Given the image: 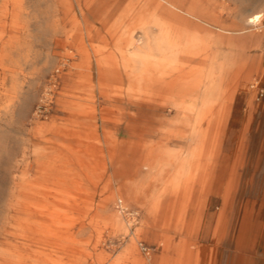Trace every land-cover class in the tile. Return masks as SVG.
Instances as JSON below:
<instances>
[{
  "label": "bare ground",
  "instance_id": "obj_1",
  "mask_svg": "<svg viewBox=\"0 0 264 264\" xmlns=\"http://www.w3.org/2000/svg\"><path fill=\"white\" fill-rule=\"evenodd\" d=\"M244 4L0 0L3 25L19 37L32 72L50 63L49 53L63 57L66 73L45 98L69 115L61 125L37 122L25 140L21 123L33 96L15 114L29 73L0 68L1 159L9 154L2 123L19 119L21 130L0 193V264H63L53 255L108 263L99 249L106 243L121 247L129 264H152L150 247H164L162 229L150 223L158 209L153 199L194 178L197 162L199 175L202 161L216 165L218 138L209 135L224 114L227 80L234 75L238 84L256 70L245 54L264 42V1L249 10ZM37 40L46 50L40 62ZM122 129L127 137L120 140ZM34 143L43 151L35 162L29 156ZM208 148L214 154L200 156ZM217 171L219 189L226 173Z\"/></svg>",
  "mask_w": 264,
  "mask_h": 264
},
{
  "label": "rangeland",
  "instance_id": "obj_2",
  "mask_svg": "<svg viewBox=\"0 0 264 264\" xmlns=\"http://www.w3.org/2000/svg\"><path fill=\"white\" fill-rule=\"evenodd\" d=\"M263 1L245 0L242 8H256ZM30 4L33 5V2ZM45 6L41 3L40 7L44 10ZM4 19L5 15H1L0 68L21 69L24 74L29 73L20 93L22 104L18 105L15 114L18 118L24 101L33 96L21 123L23 138L26 140L29 137L28 130L39 121L55 122L57 125L69 121L68 113L63 111L64 105L61 108V103L57 106L58 104H54L56 100L49 102L45 98L49 96V87L66 73L67 67L63 57L49 53L50 63L43 68L38 64V67H34L41 70L32 72L29 65L24 63L22 49L16 45L19 37L15 39L16 35L5 29ZM262 31L264 32V22ZM7 39L11 41L9 47L6 46L7 43L3 44ZM38 41L35 42L34 50L36 62H40L46 53L45 48L38 46ZM66 49L64 53H71L69 48ZM245 56L256 70L249 72V76L246 74L247 79L244 75L238 84H234V75L231 78L229 76L223 103L224 114L215 119L210 129L209 138H218L219 157L216 165L214 162L202 161L206 169L199 175L198 163L201 161L197 162L194 178L183 179L175 192L169 193L167 190L160 198L156 195L153 199L158 209H152L150 223L152 228L162 229L164 247L160 250L150 247L149 257L152 264H173L176 261L180 264H264V42L257 49L248 48ZM254 79L259 81V86L255 89L251 86ZM3 80L6 86L9 85L10 73H5ZM46 106L48 114L45 113ZM47 115L48 118L45 119ZM18 120L2 123L1 131L7 135L5 145L9 154H3L2 159L0 158V193L8 179L5 167L19 144L16 137L21 132ZM120 131V140L127 137L124 129ZM40 147L38 143L30 145L29 156L33 162L39 160L43 152ZM213 154V148H208L206 152L200 153V156L209 159L208 156ZM218 168H222L226 173L224 184L219 189L214 185L216 176L213 174V171L217 174ZM225 192L227 196L223 200ZM225 210H228L227 216H224ZM225 219L226 227L219 237L218 224H222ZM242 220L245 223L243 241L246 247L240 251L236 235ZM251 243L255 244V248H250ZM99 249L108 259V263L99 260V264H129L128 259L122 255L121 247L117 245L106 243ZM144 250H141V256H144ZM211 253L210 258L208 255ZM51 257L63 264H79L77 259H61L62 257L57 255Z\"/></svg>",
  "mask_w": 264,
  "mask_h": 264
},
{
  "label": "crops",
  "instance_id": "obj_3",
  "mask_svg": "<svg viewBox=\"0 0 264 264\" xmlns=\"http://www.w3.org/2000/svg\"><path fill=\"white\" fill-rule=\"evenodd\" d=\"M229 210V209H228ZM228 210H225V213H224V216H227V211ZM223 215V214H222ZM218 224V223H217ZM245 223H244V220H242V224H240L239 225V228L237 229V235H236V237H238V239L239 240H237V247H238V249L241 251V250H243L246 246L244 245V241H243V238H244V234H245V225H244ZM226 227V219H225V221L222 223V224H218V228H220L219 229V237H220V232L221 231H223V229ZM231 232H232V230H231ZM226 235L229 237V234L228 233H226ZM234 235V236H235ZM254 241V240H253ZM250 245V248L251 249H253V248H255V244L254 243H251V244H249ZM264 246V245H263ZM184 253H186V249L184 250ZM208 257H212V253L211 254H209L208 255ZM208 263V262H207ZM173 264H180V262L179 261H176L175 263H173Z\"/></svg>",
  "mask_w": 264,
  "mask_h": 264
}]
</instances>
